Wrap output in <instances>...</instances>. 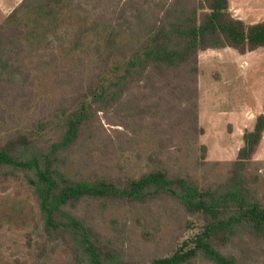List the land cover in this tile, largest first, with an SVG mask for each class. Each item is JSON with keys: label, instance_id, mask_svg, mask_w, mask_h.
Here are the masks:
<instances>
[{"label": "trees", "instance_id": "trees-1", "mask_svg": "<svg viewBox=\"0 0 264 264\" xmlns=\"http://www.w3.org/2000/svg\"><path fill=\"white\" fill-rule=\"evenodd\" d=\"M159 1L117 0L116 18L127 11L139 17L143 39L125 50L112 40L109 54L119 56L114 57L122 71L87 85L79 110L59 138L43 140L19 129L0 136V191L13 187V193L0 196V226H31L40 237L41 250L61 249L72 264H195L199 258L236 264L226 247L239 232L264 240V198L257 189L259 176L250 169L264 134V104L252 127L243 131V143L222 181L202 183L189 172L159 167L138 176L96 171L71 176L66 171L93 116L119 104L128 92H138L141 99L156 97L153 105L158 111L169 116L174 109L181 123L203 133L197 113L199 52L230 47L245 54L264 48V20L247 23L233 16L229 0ZM62 2L22 0L0 24V121L6 106L18 100L27 105L33 93L30 71L22 62L20 9L50 10ZM205 155L202 144L200 159ZM165 198L180 205L196 230L171 254L148 261L124 257L79 211L86 203L104 209ZM26 235L31 239L30 232Z\"/></svg>", "mask_w": 264, "mask_h": 264}, {"label": "rangeland", "instance_id": "rangeland-1", "mask_svg": "<svg viewBox=\"0 0 264 264\" xmlns=\"http://www.w3.org/2000/svg\"><path fill=\"white\" fill-rule=\"evenodd\" d=\"M21 1L0 0V24ZM116 6L117 0H63L50 10L20 9L18 21L25 46L22 62L30 71L33 93L27 105L18 100L5 107L0 136L19 129L33 131L43 140L59 138L66 122L79 110L87 85L122 71L114 57L119 56L109 54L112 40L125 50L143 35L139 17L127 11L118 20ZM229 10L247 23L264 20V0H229ZM198 67L197 113L203 133L181 123L174 109L170 117L158 111L153 105L156 97L141 99L134 90L137 93H126L119 104L93 116L70 154L68 174L96 171L138 176L159 167L189 172L202 183L222 181L243 143V131L252 127L262 111L264 48L245 54L230 47L200 51ZM202 144L206 146L204 160L200 159ZM250 169L259 176L257 189L264 198V134ZM7 193H13V187L0 191V196ZM79 211L124 257L140 261L171 254L196 230L180 205L169 198L104 209L86 203ZM27 232L31 233L29 240ZM226 251L235 255L236 264H264V240L242 232ZM0 264L72 263L61 249L41 250L40 237L31 226L3 225ZM195 264L213 263L199 258Z\"/></svg>", "mask_w": 264, "mask_h": 264}]
</instances>
